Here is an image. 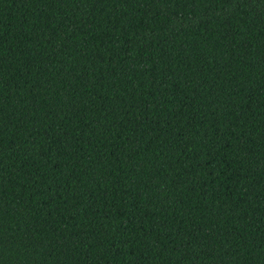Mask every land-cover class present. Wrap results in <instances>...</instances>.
I'll use <instances>...</instances> for the list:
<instances>
[{
  "label": "trees",
  "instance_id": "trees-1",
  "mask_svg": "<svg viewBox=\"0 0 264 264\" xmlns=\"http://www.w3.org/2000/svg\"><path fill=\"white\" fill-rule=\"evenodd\" d=\"M0 264H264V0H0Z\"/></svg>",
  "mask_w": 264,
  "mask_h": 264
}]
</instances>
